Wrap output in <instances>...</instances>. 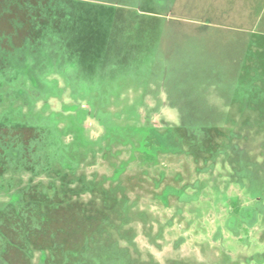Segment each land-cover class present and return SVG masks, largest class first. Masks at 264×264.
Returning a JSON list of instances; mask_svg holds the SVG:
<instances>
[{"label": "rangeland", "instance_id": "obj_1", "mask_svg": "<svg viewBox=\"0 0 264 264\" xmlns=\"http://www.w3.org/2000/svg\"><path fill=\"white\" fill-rule=\"evenodd\" d=\"M112 1L116 9L90 7L101 14L93 37L120 65L104 73L96 92L77 93L58 73L46 77L57 96L39 95L23 79L0 81L2 135L48 147L37 171L0 159V208L16 190H25L26 201H66L51 218L0 211L3 263L36 264L58 229L74 246L91 227L89 214L105 212L99 237L128 248L130 264H264V0ZM19 88L31 109L14 96ZM71 106L91 115L77 124ZM140 114L172 130L180 150L143 162L133 136ZM108 132L112 138L103 139ZM58 141L86 193L51 186ZM95 188L108 197V210ZM236 199L244 206L259 200L246 234L233 226L229 202Z\"/></svg>", "mask_w": 264, "mask_h": 264}, {"label": "trees", "instance_id": "obj_2", "mask_svg": "<svg viewBox=\"0 0 264 264\" xmlns=\"http://www.w3.org/2000/svg\"><path fill=\"white\" fill-rule=\"evenodd\" d=\"M108 2L113 1L0 0V81L11 83L23 79L39 95L57 96L58 89L54 82H50L46 77L51 73H58L77 93H82L83 89L88 93L96 92L104 80L102 77L106 76L104 73L116 72L120 66L116 60L115 63L111 60L110 55L107 57V51H102L103 39L93 37L98 30L94 24L96 17L101 14L90 10V7L108 6L107 8L116 9L115 6L108 5ZM93 27L95 32L91 31ZM13 93L31 109L32 102L27 90L19 88ZM143 97H146V94H143ZM94 98L97 99V96ZM66 108H70V111L76 114L77 124H81L91 115L89 111L80 109L79 106ZM95 116L100 122L106 118L105 114L97 113ZM143 117V115L139 117V126L136 128L138 130L133 134L137 137L136 147L141 151L138 155L143 162L150 165L151 160L156 159L160 154H175L180 150V143L172 130L160 131L152 120H146ZM2 118L14 125L11 122L10 113H5ZM37 118L40 119L39 116ZM0 125L2 126L1 123ZM108 137H111L110 132L103 139ZM122 140H124L122 144H127L124 138ZM39 142L35 147L33 144L28 146L14 138L7 139L0 132V159L23 167L27 171L33 172L34 169L37 171L40 163L45 164L42 156L44 151L48 150L46 144L41 143V140ZM57 143L61 146L54 152L53 157L59 166L50 177L51 186H56L62 191L68 189L69 193L76 192L75 189L79 186L83 188V193H86L84 178H75V160L63 150L64 146L60 141ZM123 169L124 167L121 166L114 169L113 178H118ZM73 172L74 179H68ZM24 193L25 190H16L0 211L19 213L21 210H26L27 213L42 214V219L51 218L56 211L58 213L66 207V201L57 196L53 202L44 200L45 197L41 199L40 196L26 201ZM99 194L103 196L104 201L106 200L103 207L108 210L106 206L108 197L101 190ZM111 199H116L115 201L117 203L119 201V204L121 202L116 197ZM258 201L255 199L253 205L246 206L238 199L229 202L230 215H232L231 218H235L233 226H237L236 230L241 228L246 234L247 229L254 226L259 217ZM64 214L69 213L66 211ZM108 217L109 215L105 212L90 213L91 227L87 229L83 227L79 242L74 246H71L65 238L68 233L66 228L63 227L65 232L62 229H58L57 233L53 232L48 247L39 250L36 264H130L128 248L121 246L116 240H108L103 235L99 237V234H104ZM227 221L230 223V219L227 218ZM228 226L227 228L232 230ZM2 235L0 230V242L3 240ZM4 251L5 245L0 247V255ZM253 257L260 258L261 255L255 254ZM262 259L264 260V256ZM257 260L261 262V259ZM0 264H4L1 256Z\"/></svg>", "mask_w": 264, "mask_h": 264}]
</instances>
